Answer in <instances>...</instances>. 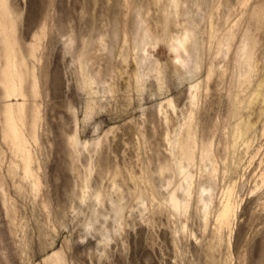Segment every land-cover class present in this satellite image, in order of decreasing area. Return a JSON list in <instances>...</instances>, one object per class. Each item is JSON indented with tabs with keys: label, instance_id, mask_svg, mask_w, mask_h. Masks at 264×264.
Wrapping results in <instances>:
<instances>
[{
	"label": "rangeland",
	"instance_id": "374dc122",
	"mask_svg": "<svg viewBox=\"0 0 264 264\" xmlns=\"http://www.w3.org/2000/svg\"><path fill=\"white\" fill-rule=\"evenodd\" d=\"M0 264H264V0H0Z\"/></svg>",
	"mask_w": 264,
	"mask_h": 264
},
{
	"label": "bare ground",
	"instance_id": "6f19581e",
	"mask_svg": "<svg viewBox=\"0 0 264 264\" xmlns=\"http://www.w3.org/2000/svg\"><path fill=\"white\" fill-rule=\"evenodd\" d=\"M5 22V21H4ZM25 62L23 61V64ZM7 66H8V69H9V74L12 75L13 74V70L14 68L17 66V61L15 58H12V57H9L8 56V62H7ZM11 89V88H10ZM16 95V93L13 94V96ZM22 96H25V95H22ZM12 97V96H11Z\"/></svg>",
	"mask_w": 264,
	"mask_h": 264
}]
</instances>
